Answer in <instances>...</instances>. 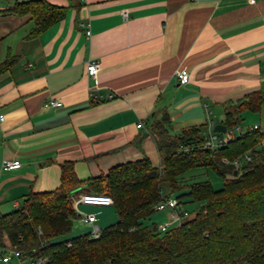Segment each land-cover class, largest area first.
Wrapping results in <instances>:
<instances>
[{
    "label": "crops",
    "instance_id": "0c3cea01",
    "mask_svg": "<svg viewBox=\"0 0 264 264\" xmlns=\"http://www.w3.org/2000/svg\"><path fill=\"white\" fill-rule=\"evenodd\" d=\"M29 1L0 0V64L16 58L0 74V216L31 193L57 189L64 162L80 181L143 159L158 168L149 124L163 114L171 134L204 127L206 136L209 121L222 125L225 104L252 92L264 97V0H46L65 8V18L35 39L27 38L31 16L8 12ZM92 60L100 64L95 80L86 75ZM181 70L190 76L185 86ZM241 119L262 129L264 105ZM4 161L21 167L2 171ZM189 172L183 176L195 179ZM79 210L95 214L101 230L118 222L113 205ZM167 217L159 212L142 225Z\"/></svg>",
    "mask_w": 264,
    "mask_h": 264
},
{
    "label": "trees",
    "instance_id": "16d2710c",
    "mask_svg": "<svg viewBox=\"0 0 264 264\" xmlns=\"http://www.w3.org/2000/svg\"><path fill=\"white\" fill-rule=\"evenodd\" d=\"M11 14H29L34 28L28 39L39 37L65 18L66 9L46 0L16 4ZM11 57L0 64V74L14 64ZM264 105L260 92L224 105L222 125L240 126L245 112L258 113ZM166 114L149 124L160 166L143 159L116 166L106 175L80 181L72 162L60 164V185L48 193H31L22 208L0 216V249H32L50 255V264H264V148L260 130L240 133L216 152L201 150L202 128L171 134ZM254 158L238 168L230 164L240 156ZM208 169L223 182L214 190L208 181L181 184L193 169ZM106 195L112 199L118 222L103 229L98 238L89 234L51 243L71 233L77 214L73 192ZM198 207L190 219L160 232L142 222L162 199ZM40 231V233H39ZM4 254V253H3ZM0 254V257L3 255Z\"/></svg>",
    "mask_w": 264,
    "mask_h": 264
},
{
    "label": "built area",
    "instance_id": "2783aa9c",
    "mask_svg": "<svg viewBox=\"0 0 264 264\" xmlns=\"http://www.w3.org/2000/svg\"><path fill=\"white\" fill-rule=\"evenodd\" d=\"M247 3L253 4L255 0H246ZM125 16V14H124ZM87 36L90 35V31H86ZM100 70V64L97 61H89L86 64V75L89 79L95 80L97 74ZM177 81L179 85L185 86L190 81V76L187 71L181 70L176 74ZM89 98L93 103H98L101 101V96L96 93L94 88H89ZM107 98H112V96H108ZM50 106L54 108H58L61 104L57 101L49 102ZM3 121V116H0V122ZM142 124H138L137 128H142ZM213 122L209 121L207 124V134L205 136V141L201 150H207L211 152H216L219 148L223 145L229 143L235 136L234 132L237 130L238 133H242V129L234 127L232 129H227L225 134H217L214 133L213 130ZM249 131H257L260 130L264 133L258 125H254L248 129ZM260 148H264V137L260 142ZM254 158V154L246 153L239 158L235 159L234 161L228 163L227 161H223L226 164H230L235 168H238L241 164H248ZM21 167L19 161H4L1 164L2 171H13L18 170ZM113 205L112 199L106 195H99V194H92V193H82L78 196L72 197V206L74 212L78 215L77 218L85 224L90 226V232L88 233L91 238L96 239L99 237L101 233V229L97 225V218L95 214L92 213H85L79 214V209L81 207H96V208H105L110 207ZM180 202L173 198L168 197L162 199L159 203L154 206V212H168L170 215L171 222H165L164 224L158 225L157 230L160 232H166L170 230L173 225H177L179 227L184 220L190 219L191 216L187 211L179 210ZM176 227V228H177ZM40 233V231H39ZM52 258L50 255L41 254L38 251L32 249L28 252H22L17 250L16 248H11L7 252H5L0 257V263L2 264H11L12 261H15L16 264H50Z\"/></svg>",
    "mask_w": 264,
    "mask_h": 264
},
{
    "label": "rangeland",
    "instance_id": "374dc122",
    "mask_svg": "<svg viewBox=\"0 0 264 264\" xmlns=\"http://www.w3.org/2000/svg\"><path fill=\"white\" fill-rule=\"evenodd\" d=\"M244 122L245 121H242V123H244ZM238 128L243 129V131H245V130H248L249 126H247V125L238 126ZM262 129L264 130V122H262ZM234 134L236 136L239 133L236 130L234 132ZM190 175L195 176V179H194V177H190L188 179H187V177H184L181 179L180 183L184 184V183L191 182V181H208L214 190H218V189L222 188V185H223L222 179L218 175H216L212 170L202 169V168L201 169H193L192 171L190 170L189 176ZM197 207H198V204L186 203V204H180L179 210L187 211L190 214V216H192L193 212L195 211V209ZM72 208H73V206H72ZM79 212H80L79 214H85V212L82 210H79ZM166 213H168V212H166ZM156 214H158V213L155 212L154 215H156ZM165 222H171V219L169 217H167V219L165 221H162L161 223H157V222L156 223L154 222V223H155V225L158 226V225L164 224ZM176 227H177V225L175 224L171 227V229H174ZM89 229L90 228L88 225L83 224L79 220V218H77L72 225L71 234H73L75 236L83 235L84 233L86 234L87 231L89 233L90 232ZM0 264H2V263H0ZM11 264H16V262L12 261Z\"/></svg>",
    "mask_w": 264,
    "mask_h": 264
},
{
    "label": "water",
    "instance_id": "95a60500",
    "mask_svg": "<svg viewBox=\"0 0 264 264\" xmlns=\"http://www.w3.org/2000/svg\"><path fill=\"white\" fill-rule=\"evenodd\" d=\"M227 128L224 126V125H221V124H217L213 127V132L214 133H217V134H225Z\"/></svg>",
    "mask_w": 264,
    "mask_h": 264
}]
</instances>
